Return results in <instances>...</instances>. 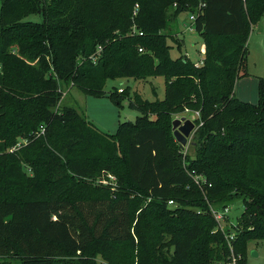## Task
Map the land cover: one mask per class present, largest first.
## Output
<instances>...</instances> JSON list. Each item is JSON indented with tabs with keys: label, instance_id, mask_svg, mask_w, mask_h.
<instances>
[{
	"label": "trees",
	"instance_id": "trees-1",
	"mask_svg": "<svg viewBox=\"0 0 264 264\" xmlns=\"http://www.w3.org/2000/svg\"><path fill=\"white\" fill-rule=\"evenodd\" d=\"M182 11L195 14L203 39L198 67L171 58L161 33ZM263 13L264 0H0V264H192L203 236L198 263L227 260L208 205L227 188L223 197L245 202L248 230L233 241L245 264L248 239L264 240V77L257 104L236 97L234 85L248 73L246 37ZM159 75L164 98L129 97L135 123L119 122L112 135L60 102L69 86L119 105L127 87L106 94L107 79ZM185 109L200 113L193 156L170 141L171 119ZM103 173L115 181L69 194Z\"/></svg>",
	"mask_w": 264,
	"mask_h": 264
},
{
	"label": "rangeland",
	"instance_id": "rangeland-1",
	"mask_svg": "<svg viewBox=\"0 0 264 264\" xmlns=\"http://www.w3.org/2000/svg\"><path fill=\"white\" fill-rule=\"evenodd\" d=\"M191 13L188 11H182L175 18L171 19L166 29L161 33L166 36V42L169 44V54L171 58H178L187 56L188 60L192 63L197 62L202 56L200 51L203 46V39L201 35L195 30L192 20L190 19ZM27 20L41 21L40 14H31ZM250 31L246 37V49H247V71L245 76L236 80L234 85L235 96L239 99L257 104L259 102L258 93V79L264 77V13L258 21L250 24ZM144 50V49H143ZM127 80V83L124 81ZM164 83L165 78L162 75L147 77L146 79H133V78H115L107 79L104 84L103 90L108 94L114 89L119 87L126 88L128 96L120 99V104L117 105L114 100L110 99L108 95L102 97H95L87 95L79 91L75 87H62L63 96L61 98V104L76 108L78 111L83 112L84 118L91 121L101 131L107 134H115L119 122L128 120V116L131 114H138L128 106L129 97H133L134 94L140 95L143 99L148 100H162L164 98ZM172 143L175 139L170 137ZM176 143V142H175ZM98 154V151H96ZM94 154V155H97ZM183 154L187 156L194 155V149L191 144V138L188 140ZM121 167L119 170L122 172ZM98 177L96 180H79L75 183L73 189L69 190V194L77 196H86L94 193V184L102 177L104 181H115V175L108 173L106 177ZM187 189V187H183ZM233 193L232 188H227L225 193L217 195L209 201V208L214 210H221L224 207H228V218H224L222 221V229L214 228L213 232L223 230L229 231L233 234L244 233L248 228L247 223H241L239 216L244 211L245 202L242 198L223 197L224 194ZM223 197V198H222ZM222 199V200H221ZM227 203L225 206H221L222 203ZM168 207L172 211L175 203L168 202ZM173 212H171L172 214ZM170 214V215H171ZM169 228L172 230L180 227V221L169 224ZM237 234V235H238ZM244 234L239 237V241L244 238ZM238 243V241H237ZM208 248L206 237L199 238L194 246L192 253V264L198 263L200 257L204 259L202 251ZM245 264H264V240L261 239H248L245 248ZM2 264H16L14 261L3 258ZM100 261V257H97Z\"/></svg>",
	"mask_w": 264,
	"mask_h": 264
},
{
	"label": "built area",
	"instance_id": "built-area-1",
	"mask_svg": "<svg viewBox=\"0 0 264 264\" xmlns=\"http://www.w3.org/2000/svg\"><path fill=\"white\" fill-rule=\"evenodd\" d=\"M190 19L192 20V24H193L194 23V19H195V14L194 13H191ZM134 32H136V30L133 28L131 33H134ZM138 34H142V32L139 31ZM100 51H101V47L98 46L96 51L89 56V59L92 62H96V60H97V58H98V56L100 54ZM139 51H142L141 47H139ZM200 53H201L202 56L200 57V59L197 62H194V66H196V67L202 65V63H203L204 48L201 49ZM118 91L121 92L122 88H119ZM188 111H189L188 109H185L184 113H186ZM192 112L194 113V115L196 117V120H197L199 118V116H200L199 111H192ZM201 124H202V122L200 121L198 125H201ZM196 128H197V124L195 122V129ZM44 129H45V127L43 125H40L39 128H38V133L39 134L43 133ZM26 141H27L26 139L20 140V142H17L15 146L10 148V150L12 151V150L16 149L17 147H20L22 144H26ZM192 176H193L195 182L198 183V184L201 183V182H205V178L201 174H193ZM103 182H105V181L103 180ZM169 202L172 203L171 200ZM210 211H211L213 217L215 218V220L217 222L216 228H221L222 229V223L221 222L224 221V218H228V211H229L228 207H224L221 210L211 209ZM219 231L224 233V237H225V240L227 242V246H228V250H229V257H228L227 260L217 261L214 264H237V261L239 260V255L237 256L234 253V249H233V246H234L233 241L235 239V234H233L232 232L225 233L223 230H219Z\"/></svg>",
	"mask_w": 264,
	"mask_h": 264
},
{
	"label": "water",
	"instance_id": "water-1",
	"mask_svg": "<svg viewBox=\"0 0 264 264\" xmlns=\"http://www.w3.org/2000/svg\"><path fill=\"white\" fill-rule=\"evenodd\" d=\"M135 120V116H128V121L135 123ZM195 121L196 117L192 111L184 114H175L171 119V131L181 150L185 149L188 140L192 138V134L195 131Z\"/></svg>",
	"mask_w": 264,
	"mask_h": 264
},
{
	"label": "crops",
	"instance_id": "crops-1",
	"mask_svg": "<svg viewBox=\"0 0 264 264\" xmlns=\"http://www.w3.org/2000/svg\"><path fill=\"white\" fill-rule=\"evenodd\" d=\"M202 48H204V45L202 46ZM124 82L127 83V80H125ZM183 114H184V113H183ZM131 115L136 117L135 114H131Z\"/></svg>",
	"mask_w": 264,
	"mask_h": 264
}]
</instances>
